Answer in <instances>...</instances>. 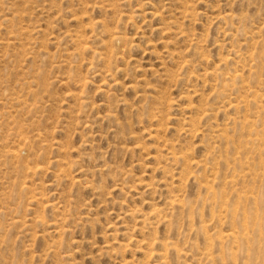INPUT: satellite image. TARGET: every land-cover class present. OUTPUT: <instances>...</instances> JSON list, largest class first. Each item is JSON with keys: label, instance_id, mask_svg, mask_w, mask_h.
<instances>
[{"label": "rangeland", "instance_id": "obj_1", "mask_svg": "<svg viewBox=\"0 0 264 264\" xmlns=\"http://www.w3.org/2000/svg\"><path fill=\"white\" fill-rule=\"evenodd\" d=\"M0 264H264V0H0Z\"/></svg>", "mask_w": 264, "mask_h": 264}]
</instances>
